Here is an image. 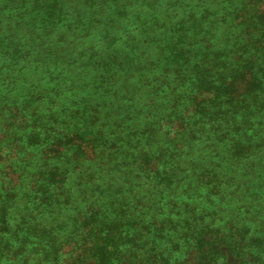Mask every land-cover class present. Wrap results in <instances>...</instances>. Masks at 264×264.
I'll return each mask as SVG.
<instances>
[{"label":"trees","instance_id":"1","mask_svg":"<svg viewBox=\"0 0 264 264\" xmlns=\"http://www.w3.org/2000/svg\"><path fill=\"white\" fill-rule=\"evenodd\" d=\"M0 264H264V0H0Z\"/></svg>","mask_w":264,"mask_h":264}]
</instances>
